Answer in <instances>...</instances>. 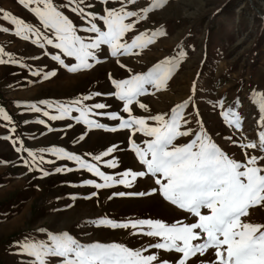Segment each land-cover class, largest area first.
<instances>
[{"label": "rangeland", "instance_id": "obj_1", "mask_svg": "<svg viewBox=\"0 0 264 264\" xmlns=\"http://www.w3.org/2000/svg\"><path fill=\"white\" fill-rule=\"evenodd\" d=\"M55 2L60 3L61 0ZM87 2L94 4L91 11L101 14L104 7L120 6L118 0H110L107 5L101 4L100 0ZM151 3L152 0H137L135 5L128 7L139 11ZM0 9L44 31L38 19L18 0H0ZM64 11L75 25L86 26L76 14L66 9ZM0 27L12 28L4 20H0ZM157 29H162L165 34L158 36L147 48L136 50L138 55L112 57L107 47L103 46L97 53L101 62L91 69L76 73L68 72L51 59V55L59 51L52 46L45 44L41 49L32 43L35 37L26 41L12 31L0 32V47L17 61L0 64V105L12 117V125L18 129V147L22 143L23 148L26 145L31 150L30 145H40L34 152L50 158L53 161L50 163L52 168L73 169L70 172L52 173H60V178H49L34 170V179H0L2 191L7 192L0 196V264H28L31 258L20 254L18 242L26 238L46 240L47 231H67L83 243L118 242L133 249L148 247L157 242L155 238L133 235L136 231L133 229L95 227L87 222L107 216L117 221L151 218L172 223L187 215L158 193L144 197L113 195L119 192L150 191L156 187L150 176L138 178L131 187L115 185L97 190L85 186L83 181L92 179L102 182L98 177L78 169L74 161L58 159L50 152H40V149H48L46 144L55 143L57 148L96 163L101 171L109 175H117L128 169L143 170L130 144L132 139L142 145L146 139L142 134H132L129 129L115 132L89 129L87 125L71 118L79 116L78 112H72L71 117L63 120H50L43 115V111L57 115L56 104H68L91 96V99L83 101L82 106L104 103L110 107L94 109L93 112H117L127 118L128 114L122 111L123 102L110 95L115 91L110 76L125 79L132 74L146 72L165 58L179 57V66L166 88L161 91L149 88L148 94L139 98L150 111L145 112L133 105L132 114L148 116L167 113L175 105L191 98L184 110L186 118L191 121L189 127L198 129L196 121H201L218 146L235 159L244 160L241 148L226 137L232 136L238 142H246L256 140L258 133L264 130V126L259 123V106L253 98V93L264 94V0H167L163 7L151 12L125 39ZM78 34L85 38L93 35L85 32ZM62 58L68 64L75 62L72 58ZM117 60L127 67L121 68ZM53 70L56 75L44 79V73ZM34 72L40 74L33 75ZM221 100L224 101L223 108L218 106ZM40 101H47L54 107L48 108ZM30 104H36L42 111H32L28 107ZM229 108L241 116L242 130H236L224 122L221 112ZM89 118L118 128V121L110 120L107 116L90 115ZM39 120H44L45 124L38 123ZM82 135L83 140L80 139ZM187 139L181 138L178 143L186 142ZM112 146H116L117 150L108 157H102L101 161L92 160V155L101 154ZM247 151L260 155L256 150ZM113 158L118 167L108 168L105 162ZM23 160L31 158L23 155ZM38 189L41 191L37 192ZM93 192H97V195L91 196ZM89 196L90 199L87 198ZM33 198L35 201L30 209L27 203ZM245 219L264 224V205L250 208L249 216ZM40 229L46 231L41 232ZM152 253L167 259L176 255L151 248L145 254ZM51 264H58L57 258H53Z\"/></svg>", "mask_w": 264, "mask_h": 264}, {"label": "snow or ice", "instance_id": "obj_2", "mask_svg": "<svg viewBox=\"0 0 264 264\" xmlns=\"http://www.w3.org/2000/svg\"><path fill=\"white\" fill-rule=\"evenodd\" d=\"M109 2L110 0H100L103 5ZM118 2V8L104 7L101 14L91 11L94 4L88 3L87 0H61L60 3L55 0H18L20 5L38 19L44 31L41 27L0 9V20L7 21L12 26L11 29L0 27V32L12 31L14 35L26 41L35 37L32 43L41 49L45 44L52 46L59 51L52 54L51 59L68 72L76 73L91 69L100 63L97 53L103 46L107 47L112 57L138 55L136 50L147 48L158 36L165 34L162 29H157L140 32L128 40L125 39L151 12L163 7L167 0H152L149 6L139 11L130 10L128 7L135 5L137 0ZM64 9L76 14L86 26L75 25ZM79 32L93 35L85 38L79 35ZM182 56L183 53L180 54V57ZM62 57L72 58L75 62L68 64ZM179 62V57L165 58L144 73L132 74L125 79L109 77L115 88L110 95L123 102L122 111L128 114L127 118L117 112H93L94 109L110 107L104 103H95L90 107L82 106L83 101L91 99V96H84L68 104H56L57 115L43 111V115L50 120H63L71 117L72 112H78L79 116L71 118L77 123L87 125L89 129L112 132L129 129L132 134H142L146 137L142 145L132 139L130 144L131 151L143 166V170L128 169L117 175H109L101 171L96 163H91L63 148L40 149V152H50L58 159L74 161L78 169L86 170L102 181H83L85 186L97 190L112 188L115 185L131 187L138 178L150 176L156 185L150 191L119 192L113 195L144 197L158 193L165 201L187 215L172 223L151 218L117 221L107 216L87 222L95 227L133 229L136 230L133 235H143L157 241L148 247L136 249L118 242L83 243L67 231H47L46 240L26 238L23 242H18L20 254L31 258L28 264H51L53 258H57L58 264H264V224L245 219L249 216L250 208L264 205V130L258 133L256 140L246 142H238L232 136L226 137L229 142L241 148L244 160L240 161L214 142L201 121H196L198 129L189 127L191 121L186 118L184 110L189 106L191 98L175 105L167 113L148 116L132 114L133 105L145 112L150 111L139 98L148 94L149 88L164 90ZM7 63L17 61L0 47V64ZM117 63L121 68L127 67L119 60ZM129 71L131 72L130 69ZM55 75V70L46 72L44 79ZM94 95L98 96L100 93ZM253 98L259 106V123L264 126V94L253 93ZM40 103L48 108L54 107L47 101ZM218 106L223 108L224 101H219ZM28 107L35 112L42 111L36 104H30ZM90 115L107 116L110 120L118 121V128L108 127L90 119ZM221 116L228 126L242 130V118L237 111L229 108L222 111ZM0 119L8 123L12 121V117L3 108H0ZM38 123L45 124V121L39 120ZM10 130L15 132V128ZM181 138L189 139L178 143ZM4 139L12 137L6 136ZM80 139L83 140L84 136ZM21 150L26 151L31 158L24 161L29 170H33L35 166L43 176L49 175L39 165L53 161H45L43 155L24 149L22 143L21 147L16 148L17 152ZM116 150V146L109 147L101 154L92 155V160L101 161L102 157H108ZM247 150H256L260 155L250 154ZM105 163L108 168L118 167L115 158ZM55 171L70 172L73 169L57 167ZM95 195L97 192L91 194ZM91 196L87 198L90 199ZM149 248L176 255L171 259L163 258L157 253L146 255Z\"/></svg>", "mask_w": 264, "mask_h": 264}, {"label": "crops", "instance_id": "obj_3", "mask_svg": "<svg viewBox=\"0 0 264 264\" xmlns=\"http://www.w3.org/2000/svg\"><path fill=\"white\" fill-rule=\"evenodd\" d=\"M6 104L8 105V103ZM0 108H1V105H0ZM12 128H15L14 133L10 130ZM6 136H11L12 139H4V137ZM13 141H16V142L14 143ZM18 143H19V134H18V129L16 128V126H13L12 123H8L7 121L0 119V179L1 178L3 179L11 178V179H17V180L19 179L29 180L31 177H33V179L36 177V175L34 174V170L37 172L38 170H36L35 166H33V170H29V166H27L24 163L23 155L25 157H28L27 152L24 150H21L20 152L16 151V148L18 147ZM46 145L48 146V149L56 147L55 143H48ZM37 147H40V145H30L31 151L33 152L35 148ZM24 149H28L26 145L24 146ZM44 159L45 161H50V158H48L47 156L44 157ZM39 167L43 168L44 171H47L49 173L48 175L49 178H57V177L60 178L61 177L60 175L61 172L59 174H52L53 172H55V169L57 167L52 168L50 163H43V165ZM1 188H3V186L0 187V190H1L0 196H4L7 192L2 191ZM36 191L40 192L41 190L38 189ZM36 195L38 194L36 193ZM34 201H35V198L30 199V201L27 203L30 209Z\"/></svg>", "mask_w": 264, "mask_h": 264}]
</instances>
